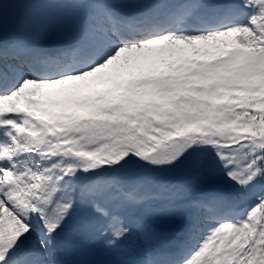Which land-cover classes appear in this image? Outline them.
<instances>
[{
  "label": "snow or ice",
  "instance_id": "snow-or-ice-1",
  "mask_svg": "<svg viewBox=\"0 0 264 264\" xmlns=\"http://www.w3.org/2000/svg\"><path fill=\"white\" fill-rule=\"evenodd\" d=\"M17 7L54 39L0 41V264L174 218L181 242L145 264H264V0Z\"/></svg>",
  "mask_w": 264,
  "mask_h": 264
},
{
  "label": "rangeland",
  "instance_id": "rangeland-1",
  "mask_svg": "<svg viewBox=\"0 0 264 264\" xmlns=\"http://www.w3.org/2000/svg\"><path fill=\"white\" fill-rule=\"evenodd\" d=\"M115 1H132V0H113V2H115ZM222 2H224V0ZM18 29H20V28H18ZM19 31H20V34L19 35H14L15 34L14 33L13 35H10V36L11 37L15 36V37H18L19 39L20 38H23V37H27V38L31 39L30 37H32V32L24 33V32L21 31V29ZM33 33L35 34V37H36V40L37 41H41L43 39V38L42 39L39 38L34 31H33ZM13 38H12V40H13ZM161 175L166 180H169V181H173L174 182L177 179H179L183 175V173H181V172L162 173ZM164 204H165L164 201H157V202H155V207L157 209H163ZM173 230H175L176 231V234H178V235H182L184 233L183 225L180 222L179 218L168 219L163 224V226H157V227H155L151 231V233H150L151 239H152L153 243L161 244V243H165V242H167V243L170 242L172 240V235L175 234V232ZM125 240L130 245V248H131V251H132V257L128 261L127 260L126 261H122V260L120 261L119 259L117 260V257L114 255V259L117 262L116 263H113V264H132V261H130V260L132 258H134L135 255H139L140 254V256H141V246H140V242L138 241L136 235L134 233H132ZM168 249H169V251H171V247L170 246L168 247ZM69 251L71 253V257H70L71 258L70 259L71 263L72 264H79L78 263V260L76 258V252H75V250H69ZM96 251L98 253L102 254V256L106 253L102 248H96ZM160 251H164V249L161 248ZM80 253H81V256H82V255H85L86 254V251H83V252L80 251ZM110 255H111V258L113 259L112 254H110ZM142 262L143 261H139V263H138V261H137L138 264H144ZM137 263H135V264H137ZM102 264H112V262L105 260L104 262H102Z\"/></svg>",
  "mask_w": 264,
  "mask_h": 264
},
{
  "label": "water",
  "instance_id": "water-1",
  "mask_svg": "<svg viewBox=\"0 0 264 264\" xmlns=\"http://www.w3.org/2000/svg\"><path fill=\"white\" fill-rule=\"evenodd\" d=\"M8 5L6 11L0 16V39L12 34L18 26L21 9L17 5L22 4L25 0H2Z\"/></svg>",
  "mask_w": 264,
  "mask_h": 264
},
{
  "label": "bare ground",
  "instance_id": "bare-ground-1",
  "mask_svg": "<svg viewBox=\"0 0 264 264\" xmlns=\"http://www.w3.org/2000/svg\"><path fill=\"white\" fill-rule=\"evenodd\" d=\"M131 2L132 1H115L114 3H117V4H127V3H131ZM19 34H20V31L18 30L17 32H15L14 35H19ZM13 37H15V36H13ZM13 37L7 36V37L3 38L1 41H10V40H12Z\"/></svg>",
  "mask_w": 264,
  "mask_h": 264
}]
</instances>
